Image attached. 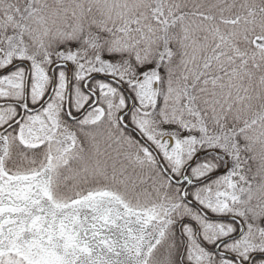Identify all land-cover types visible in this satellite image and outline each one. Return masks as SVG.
Listing matches in <instances>:
<instances>
[{
    "label": "snow or ice",
    "instance_id": "snow-or-ice-1",
    "mask_svg": "<svg viewBox=\"0 0 264 264\" xmlns=\"http://www.w3.org/2000/svg\"><path fill=\"white\" fill-rule=\"evenodd\" d=\"M0 264H264V0H0Z\"/></svg>",
    "mask_w": 264,
    "mask_h": 264
}]
</instances>
